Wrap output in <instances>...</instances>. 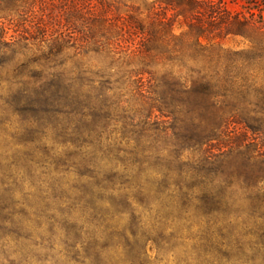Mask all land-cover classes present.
<instances>
[{
    "label": "trees",
    "instance_id": "trees-1",
    "mask_svg": "<svg viewBox=\"0 0 264 264\" xmlns=\"http://www.w3.org/2000/svg\"><path fill=\"white\" fill-rule=\"evenodd\" d=\"M159 2L143 18L87 8L76 43L42 0H0L1 101L19 118L0 130L24 150H0V264H264V186L217 182L242 172L212 145L230 125L264 134V30L199 0ZM228 36L251 45L224 49ZM126 119L142 134L114 139ZM37 166L52 197L32 203Z\"/></svg>",
    "mask_w": 264,
    "mask_h": 264
},
{
    "label": "rangeland",
    "instance_id": "rangeland-1",
    "mask_svg": "<svg viewBox=\"0 0 264 264\" xmlns=\"http://www.w3.org/2000/svg\"><path fill=\"white\" fill-rule=\"evenodd\" d=\"M162 0H42L44 6L47 10L52 13V16L56 18L57 22H60L58 26L55 27L57 34L64 35L70 42H79L84 38V26L87 22L89 14L87 13V8L91 12H95L97 9L108 8L109 9V18L113 19L116 17V14H119L120 17L125 16L128 11V8L138 7L141 12V17L143 18L146 15V9L150 6L154 8L160 7ZM203 3L209 4V6H215L218 9V12L221 14H227L230 17H236L239 20H243L248 23L257 24L259 27L264 30V0H199ZM39 4H37L38 6ZM37 10V9H36ZM174 12L169 10L166 12V17L173 20V33L178 35L180 33L187 31L188 23L181 16H176L172 18ZM198 20H203L201 17H196ZM206 19V18H205ZM16 18H14L12 23H15ZM208 21V17L206 22ZM4 24L6 28H11V25L7 21H2L0 19V24ZM12 31H8L7 38L12 36ZM221 45L224 49L231 51L247 50L250 47L249 41L242 37H226L221 41ZM252 92L249 93L251 96ZM6 96L3 86L0 84V122L3 120H9L13 123L12 127L16 128L19 118L14 116L10 118L5 114V106L2 101ZM10 135L15 133L14 131H8ZM142 134V129L140 128L138 122H133L131 119H126L125 121L120 122L116 125V128L112 131V137L114 139H122L125 142L127 139H134L137 136ZM3 140V134L0 130V150L2 147L5 148L6 157L10 158L8 160L12 161L21 156V148L8 145L11 140L7 141V147ZM12 143V142H11ZM49 144H47L48 147ZM212 145L220 150L227 151L228 157L226 159L225 169L228 172L241 173L240 177L236 179L226 178L225 172H219L216 176L217 182H228L234 181L239 184H249L259 182V186H264V134L257 132H251L244 125H230L228 130L221 133L218 136L214 137ZM43 146V145H42ZM27 151V150H25ZM16 152H19L17 154ZM241 156H251L252 162L250 164L244 162L237 154ZM243 161V162H242ZM33 168V177L30 179V182L33 184L31 188L27 187L25 183L23 191L25 194H29V200L32 203H35L34 197H52L51 194H48L49 191L45 190L47 186V177L43 175L42 168ZM21 170V171H18ZM18 171V172H17ZM48 171V170H46ZM222 171V170H219ZM6 175H12L17 172V175L22 174L25 176L28 172H23L21 167L15 168L12 167ZM23 172V173H22ZM65 180V178H64ZM2 178L0 177V182ZM3 181H6L3 179ZM76 179L74 176L66 177V183L71 186ZM44 182V184H43ZM29 188V189H28ZM1 189V187H0ZM48 194V195H47ZM23 195V194H22ZM20 195V197H22ZM57 195V194H56ZM17 198L19 195H17ZM58 197V196H57ZM55 198H50L49 202H55ZM64 203V202H61ZM67 203V202H66ZM52 207L54 204L51 205ZM56 206H54L55 208Z\"/></svg>",
    "mask_w": 264,
    "mask_h": 264
}]
</instances>
